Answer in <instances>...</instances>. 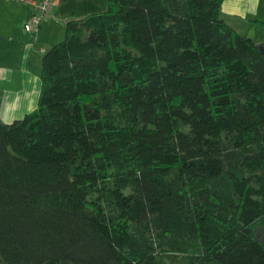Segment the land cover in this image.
Instances as JSON below:
<instances>
[{"label":"trees","instance_id":"obj_1","mask_svg":"<svg viewBox=\"0 0 264 264\" xmlns=\"http://www.w3.org/2000/svg\"><path fill=\"white\" fill-rule=\"evenodd\" d=\"M107 2L0 118V264H264L259 45L224 0Z\"/></svg>","mask_w":264,"mask_h":264},{"label":"crops","instance_id":"obj_2","mask_svg":"<svg viewBox=\"0 0 264 264\" xmlns=\"http://www.w3.org/2000/svg\"><path fill=\"white\" fill-rule=\"evenodd\" d=\"M106 5L107 0H57L52 17L30 35L25 24L34 13L31 3L0 0V118L4 122L24 117L33 106L42 82L38 66H42L44 52L63 32L66 35V21L103 11ZM221 16L264 48V26L259 22H264V0H224Z\"/></svg>","mask_w":264,"mask_h":264},{"label":"built area","instance_id":"obj_3","mask_svg":"<svg viewBox=\"0 0 264 264\" xmlns=\"http://www.w3.org/2000/svg\"><path fill=\"white\" fill-rule=\"evenodd\" d=\"M34 7V13L25 24L27 31L36 32L42 21L47 17H52L57 0H27Z\"/></svg>","mask_w":264,"mask_h":264},{"label":"rangeland","instance_id":"obj_4","mask_svg":"<svg viewBox=\"0 0 264 264\" xmlns=\"http://www.w3.org/2000/svg\"><path fill=\"white\" fill-rule=\"evenodd\" d=\"M107 9V5H106V7H105V9L103 10V11H105ZM100 12H102V11H100ZM30 32V35L32 34H34L35 32H33V31H29ZM61 39L59 40V41H56L55 43H57V42H60V41H62L64 38H65V32H63V34H62V36L60 37ZM15 44V43H14ZM39 44H40V41H38L37 42V44H36V46L38 47L39 46ZM34 54H35V49H34ZM33 66H35V64H33ZM34 69H35V67H34ZM41 69H42V66H38V70H39V72H40V77H41ZM40 92V91H39ZM38 97H39V95H38V93H37V97H36V99H34L32 102H34L33 103V106H31L30 105V108L31 109H28L27 111H25V113H27V112H30V111H32V110H34L36 107H37V105H38ZM25 115V114H24ZM23 115V116H24ZM15 120V119H14ZM14 120H11L10 122H12V121H14Z\"/></svg>","mask_w":264,"mask_h":264},{"label":"water","instance_id":"obj_5","mask_svg":"<svg viewBox=\"0 0 264 264\" xmlns=\"http://www.w3.org/2000/svg\"><path fill=\"white\" fill-rule=\"evenodd\" d=\"M260 50L264 54V48L260 47ZM254 237L258 242L264 245V225H261L256 229Z\"/></svg>","mask_w":264,"mask_h":264}]
</instances>
